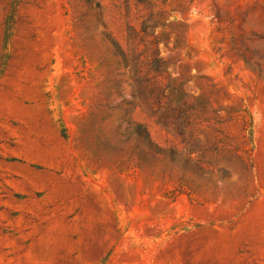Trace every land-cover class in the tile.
I'll return each mask as SVG.
<instances>
[{"label":"rangeland","instance_id":"374dc122","mask_svg":"<svg viewBox=\"0 0 264 264\" xmlns=\"http://www.w3.org/2000/svg\"><path fill=\"white\" fill-rule=\"evenodd\" d=\"M0 264H264V0H0Z\"/></svg>","mask_w":264,"mask_h":264},{"label":"trees","instance_id":"16d2710c","mask_svg":"<svg viewBox=\"0 0 264 264\" xmlns=\"http://www.w3.org/2000/svg\"><path fill=\"white\" fill-rule=\"evenodd\" d=\"M159 23V21H154V18H149L148 20L143 21L141 30H138L133 25H129L127 29V42L130 47L129 49H131V51L133 52V56L130 57L127 52H124L122 50L120 51L124 65L132 73L133 80L131 82V87L135 101L137 102V105L141 106L142 108H146V110L148 111L153 109L148 85V83H150L151 81L149 80L144 67L149 63V69L151 68V70L155 71L157 74L159 72L160 74H162L159 68L163 61L160 57V49L157 46L154 47V53L151 58L147 57V59H143L142 52L137 50L138 43H136L135 40L138 36H141L142 33L144 35L148 34L147 28L157 27ZM155 38L156 40L151 43H157V37ZM147 48L148 46H146V49ZM166 120L167 116L164 115L163 117H160V120L158 122L165 125V122H167ZM134 133H136L140 138L150 141L149 131L144 124L137 123L136 128H134Z\"/></svg>","mask_w":264,"mask_h":264}]
</instances>
